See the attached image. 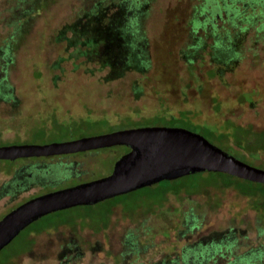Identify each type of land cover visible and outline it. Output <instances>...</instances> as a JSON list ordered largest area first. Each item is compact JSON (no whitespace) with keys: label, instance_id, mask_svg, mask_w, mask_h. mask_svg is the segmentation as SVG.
Listing matches in <instances>:
<instances>
[{"label":"rangeland","instance_id":"374dc122","mask_svg":"<svg viewBox=\"0 0 264 264\" xmlns=\"http://www.w3.org/2000/svg\"><path fill=\"white\" fill-rule=\"evenodd\" d=\"M230 1L213 0V23L207 0H0V147L168 125L232 154L194 119L158 116L195 107L200 122H214L217 102L220 120L264 132V0H237L229 16ZM252 91V103L239 100ZM119 156L112 148L48 160L53 178L13 193L0 163V220L44 188L109 176ZM243 156L264 170V155ZM185 180L156 206L114 205L106 226L77 219L48 230L78 210L50 214L0 252V264H264L259 198L221 178L200 189Z\"/></svg>","mask_w":264,"mask_h":264},{"label":"water","instance_id":"95a60500","mask_svg":"<svg viewBox=\"0 0 264 264\" xmlns=\"http://www.w3.org/2000/svg\"><path fill=\"white\" fill-rule=\"evenodd\" d=\"M127 147L109 176L47 193L0 220V252L38 220L68 209L95 206L165 181L198 173L226 174L264 185V170L243 162L201 134L181 127H139L48 144L0 147V160L53 157Z\"/></svg>","mask_w":264,"mask_h":264},{"label":"trees","instance_id":"16d2710c","mask_svg":"<svg viewBox=\"0 0 264 264\" xmlns=\"http://www.w3.org/2000/svg\"><path fill=\"white\" fill-rule=\"evenodd\" d=\"M226 1L227 0H225V2ZM207 2L209 6L212 5L211 7H213L214 9L213 23H215L218 20L217 15H219L220 16L219 19H221V12L219 10L220 7L219 6L214 7L215 2H213V0H207ZM230 2L231 4L226 5L225 6L226 9L224 8V10L228 11L229 16L235 14L236 10L239 9L236 6L237 0H231ZM92 17L93 15L87 14V18L91 19ZM116 54L118 55V58H122V54H120L119 52ZM245 96L248 97L249 99L244 100ZM255 96H256V92L252 91L248 94H244L243 96H241L239 100L252 103ZM160 102L162 108L165 109L166 106L165 102H163V100H161ZM214 106L217 107V109H215L214 122H200L198 119L201 117L200 116L201 112H198L197 108L195 107H191L186 110H180L176 113L177 115H174L175 113H172V115L165 114V112H169V110H165L161 115L158 116L159 119L169 123L170 122L185 123L186 119L188 120L194 119L196 121L195 124H193L195 128L202 131H206V133H208L212 139L226 146L228 150H230L231 153L239 159L240 157L245 158L243 156V153H247L248 155H250L251 158L255 160H258V158L261 155H264V132H255L251 127L240 126L231 121L220 120L219 113L221 112H218V114L216 113L218 110L222 109L221 108L222 106L217 102L214 103ZM87 136H81V137H87ZM69 140H74V139L71 138L68 139L67 141ZM48 143H41V144H48ZM114 149L119 151L120 154L119 158L130 151V149L127 147H115ZM106 150L107 149H105V151ZM203 178L204 180L199 181L200 179ZM218 178L223 179L224 180L223 183L228 186L230 185L236 186L235 183L237 184L239 183V185L241 183L242 187L240 186L239 187L236 186V187L239 188V190H241L243 194H245L246 196L259 198L258 199L259 201L257 200L258 202L255 203L256 207L258 203H260L262 206L264 205V185L244 181L226 174L204 172V173H198L191 176H187L182 178V179H186L185 180L186 185L183 187H187L190 189L192 188L200 189V187L203 184L216 182ZM200 183L203 184L199 186ZM171 184H172L171 181H165L157 185H154L152 187L144 188L139 191L102 202L95 206H83V207L74 208L72 210H78V217H75L72 220H67L62 216L63 219L61 221H58L55 226L53 225L50 226L48 230L52 228H56L60 223H68V224L74 223L77 219H81V220L90 219L92 223H94V221L95 222L97 221L98 224L101 223L102 225L106 226L109 221L110 214L112 213V210L114 208V205L118 203H124L129 209L135 208L136 206H139L143 203L148 207L153 205L156 206L157 204H161L164 202L165 197L167 196L168 193L178 192L180 190L179 187H177L176 185L173 186ZM65 212L67 211L59 212L58 214L61 215V213L64 214ZM41 231L42 230H38V229L30 231L27 237L25 236L27 243H30L29 238L32 235ZM11 256L13 255H10L8 256L7 259H5L6 260L5 263L9 262L8 260H10L9 258Z\"/></svg>","mask_w":264,"mask_h":264},{"label":"flooded vegetation","instance_id":"af4514ba","mask_svg":"<svg viewBox=\"0 0 264 264\" xmlns=\"http://www.w3.org/2000/svg\"><path fill=\"white\" fill-rule=\"evenodd\" d=\"M219 17L220 16L217 15L218 19H219ZM65 141H67V140H65ZM19 145H24V144H19ZM5 146H9V145H5ZM112 148H109L107 150H110ZM92 152H97V151H90V152L71 154V155L53 156V157L24 158V159H18V160L12 161V162L7 161V160H0V163L4 164V166L6 167L3 170V175L5 177H8L11 179L10 180L11 181L10 186H11L12 191L9 190L8 193L31 191L32 187H35L38 184H42L43 181H46L48 179L53 178L55 176L53 166H50V165L45 166V163L48 160H52L54 158L88 154V153H92ZM5 162H8L10 165H7ZM49 188H51V187L44 188L41 191V193L45 192V194H47L46 192L48 191ZM51 192H54V190ZM51 192H49V193H51ZM41 193L29 196L25 201L19 203L18 206H20L21 204L33 199L34 197L41 196L40 195ZM14 209H12L11 211H13Z\"/></svg>","mask_w":264,"mask_h":264}]
</instances>
